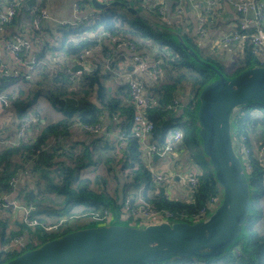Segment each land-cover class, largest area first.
I'll return each instance as SVG.
<instances>
[{"label":"trees","instance_id":"obj_1","mask_svg":"<svg viewBox=\"0 0 264 264\" xmlns=\"http://www.w3.org/2000/svg\"><path fill=\"white\" fill-rule=\"evenodd\" d=\"M120 1L136 8L138 13H130L125 7L117 5L92 11L85 24L77 28L43 23L41 34L51 36L54 41L39 44L41 48L37 56L41 63L37 66L38 70L32 72L31 78L24 75L17 77L0 75V94L3 92L11 98L10 107L15 115L14 122L6 128L8 137H15L22 116L33 117L34 126L37 129L41 128V131L34 135L29 131L30 136L14 145H0V195L13 192L17 198L23 200V203H33L35 209L30 217L37 222L30 226L11 208L0 206V238L3 241L21 235L29 238L25 250L0 252V264L70 231L94 225L96 222L105 224L104 221L95 220L94 216L104 213L119 215L125 206L137 204L140 190L144 201L160 209L170 210L175 219L184 218V221L189 222L190 217L208 206L212 196H220L222 193L213 168L206 160L207 156L198 134L197 119L200 91L217 78V73L197 62L178 42L175 32H179L202 59L215 65L227 77H233L252 66H264L261 61V54L264 59V51L257 52L247 41L241 46L238 57L234 59L237 60L234 62L236 69L228 73L214 55L200 53L201 43L199 41L198 43L196 38L194 40L181 26L182 15L173 12V15L163 18L156 10L151 11L149 7H144L143 0ZM80 5L83 9L92 6L90 0H81ZM41 6L44 7L45 2ZM32 9L23 7L20 11H24L26 17L30 19L33 17ZM155 13L157 14L155 20L147 15L155 16ZM16 17L11 24L3 25H12L17 21ZM100 31L108 32L121 40L133 41L141 50L155 49L159 56L164 57L162 76L151 84L144 80L146 91L151 97V105L146 115L155 126L151 136L153 144L160 148L164 147L171 130L179 128L183 131L181 140L188 149L187 154L195 155L191 159H195L193 162L196 165L199 183L196 186H189L183 197H173L167 192L160 194L152 180L149 166L143 160L138 135L132 132L130 127L128 143L122 151H119L104 134L97 136L89 134L90 138L86 144L64 143V137L76 124L100 123L104 124L107 131L119 120L130 119L134 114L128 84L123 79L121 82L117 81V74H114V79L104 67L106 58L111 59L109 53L114 54L112 50L115 44L105 36L99 41L96 33ZM36 36L38 37V32ZM88 50L91 52L87 63L92 67L82 75L69 78L60 72L46 73L47 53L57 57L63 56L67 61L77 60ZM231 55H235L234 52ZM22 58L26 60V56ZM112 62L113 58L111 64ZM19 83L22 85L17 91L12 88ZM9 88L12 89L8 90ZM28 88L30 93L24 97ZM13 93H16L17 97L12 98ZM64 96L76 97L78 104L67 102L63 99ZM42 99L59 113L57 117L49 118L43 114L44 108L40 102ZM260 108H264V102L249 103L234 116L232 124L235 135L247 134L250 138L247 144L252 150L249 157L251 168H246L251 186L250 216L242 234L227 251L218 257L203 259L204 262H194L196 264H264V234L255 229L253 223L251 224L253 218L258 219L264 215V204L261 203L264 198V164L259 163L256 154V149L264 142V137L257 140L264 131V126L259 129L264 123V111L260 115L252 113L253 110ZM59 135L62 136V141L53 142L48 147L52 139ZM102 154L107 157L105 161L109 165V174L117 181L116 188L112 192L109 191L110 193L107 192L110 181L106 176H102L101 182L98 179L100 174H97L96 179H91L88 175L83 176L84 170L97 169V158ZM14 176H22L16 186L12 182ZM96 188L102 192H98ZM31 190L34 191V199H31ZM12 216L16 218L18 229L12 230L7 236V227ZM52 217L55 219L51 220ZM80 220L84 222L80 223ZM51 221L53 223L49 224ZM49 226L53 228L49 229ZM192 259L195 258L172 257L148 264H187Z\"/></svg>","mask_w":264,"mask_h":264},{"label":"water","instance_id":"obj_2","mask_svg":"<svg viewBox=\"0 0 264 264\" xmlns=\"http://www.w3.org/2000/svg\"><path fill=\"white\" fill-rule=\"evenodd\" d=\"M90 2L95 10L121 5L131 13H138L120 0ZM27 4L32 7L34 0H28ZM175 34L197 62L217 73V78L200 91L197 119L203 151L222 190L220 204L206 219L195 222L83 227L46 241L4 264H148L172 257L210 259L223 254L240 237L251 212V186L234 146L232 118L238 108L250 102H264V66L249 67L229 78L202 59L181 34ZM73 69H83V65L75 64ZM63 99L78 104L76 97ZM159 156L157 153L155 158ZM163 189L161 186V193ZM30 195L34 199L33 190Z\"/></svg>","mask_w":264,"mask_h":264},{"label":"built area","instance_id":"obj_3","mask_svg":"<svg viewBox=\"0 0 264 264\" xmlns=\"http://www.w3.org/2000/svg\"><path fill=\"white\" fill-rule=\"evenodd\" d=\"M109 1V0H101ZM146 0H143L145 2ZM150 1V0H147ZM240 14V19L237 22L238 26L236 30L229 31L218 37L214 42V47H220L221 45H228L232 43L244 44L247 41L250 42L257 52L264 51V1L263 0H231ZM27 0H10L6 5L5 9L0 10V25L11 23L16 17L18 11L23 7L33 8L31 13L33 15L30 30L28 31V37H22L16 40L6 41L5 48L14 56V58L25 65L24 68H17L14 71L7 68H3L0 60V75L5 77H17L18 75H24L26 78H31L32 72L37 68L41 60L38 59L37 55H31L28 60H24L22 56H27L31 50L34 41L40 39L42 36L41 29L43 23L50 20L51 16L48 9L44 6L42 7L43 0H34L32 7L28 6ZM184 0H177V14L181 15L184 13L185 4ZM148 3V2H147ZM147 6V4H145ZM213 3L209 9H211ZM150 9L156 10L157 13L165 18L168 16V8L166 0H152L150 1ZM81 8L80 3L75 4V9L79 10ZM250 12H254L255 17L249 16ZM78 15L76 20L72 23L61 22L63 26L72 25V27L77 28L85 24L86 19L89 15ZM198 35L203 39L210 30L207 25V18L204 15H198ZM38 32V37L36 36ZM35 35V37H34ZM98 40L100 41L105 36L108 40L117 43L115 50L119 47H125L128 49V53L117 52L116 62H120L118 70L121 71L120 76L128 84L130 91V99L132 105L134 106V114L130 119L123 120L122 123L116 126L114 132L109 136L113 145L117 147L119 151H122L128 143L129 137V127L132 132H136L140 142V148L144 152L145 156L150 160L157 153H166L171 145L181 140L183 137V131L179 128H174L171 130L167 144L160 148L151 142L152 132L155 128L154 123L149 120L146 115L148 107L151 105V97L144 86L143 75H151L154 79L162 76L164 72L165 59L160 54L157 53L155 49L153 50H141L136 44L131 41L123 40L120 42L116 36L108 32H100L97 34ZM37 37V38H36ZM81 40V39H80ZM91 51H86L81 54L76 60L75 64H82L83 69L74 70L72 66L56 68L47 67L46 73H64L69 78H74L80 76L84 71L90 69V65L87 63L88 56ZM27 67V69H26ZM132 68V69H130ZM12 98L17 97L16 93H13ZM11 98L3 93L0 94V105L10 106ZM177 103V101H176ZM241 108V107H240ZM239 109V108H238ZM35 119L29 116H22L18 122V128L15 137H3L0 133V143L3 145H14L23 138H26L29 134L30 128L33 126ZM83 129L91 136H97L102 134V125L100 123L95 124H82ZM234 146L239 154L245 168H251V163L249 157L252 153L251 147L247 144L250 140L247 134L235 135L233 133ZM261 140V139H260ZM122 153V152H121ZM256 154L260 164H264V142L260 148L256 149ZM148 159V160H149ZM149 160L147 163L149 170L151 172L152 180L155 184L161 185L163 182H171L176 178L179 181L189 184L190 186H196L199 183L198 172L193 169L184 170L174 173H167L164 171H158L157 168ZM21 176H14L12 182L16 186ZM220 196H212L208 206L201 209L197 214L190 217L193 222L206 219L220 204ZM0 206L5 208H11L13 211H21L23 220L30 226L37 224L35 220H32L30 215L35 209L33 203H23L22 199L17 198L14 193H6L0 195ZM127 209H122L119 215H113L112 213H104L103 215H95L94 219L97 221H104L105 224L120 223V221L129 222L128 225L135 226L137 222L140 221L143 224H138L139 226H146L149 224H157L166 221H173V213L167 209H160L156 205L148 203L143 200L140 196L137 199L136 205H127ZM29 238L25 235L15 237L9 241H3L0 238V252H15L25 250Z\"/></svg>","mask_w":264,"mask_h":264},{"label":"crops","instance_id":"obj_4","mask_svg":"<svg viewBox=\"0 0 264 264\" xmlns=\"http://www.w3.org/2000/svg\"><path fill=\"white\" fill-rule=\"evenodd\" d=\"M9 1L10 0H0V10L5 9ZM150 1L146 0L145 2H143L144 7H146L145 4H147V6H150ZM184 1H185L184 2L185 10H184V13L181 14L182 15V18H181L182 26L185 30L187 29L188 32H191L193 36L197 39V42L199 41L203 47L212 46V44H214V42L218 39L220 35L227 33L229 31L236 30L238 26L237 22L240 19V14L236 10L231 0H184ZM43 2H45V7L48 9V12L51 16L50 20L47 21V23L51 25H55V26H63L61 22L72 23L76 20L78 15H88L89 13H92V11L95 10L93 6H89V7L86 6L85 9L81 7L79 10H76L75 4L80 3L81 0H57L56 4L50 5V6H49L50 0H43ZM166 3H167V8H168V15H173V12H176L177 14V11H176L177 10V0H166ZM211 3H213V5L211 9H209L211 6ZM198 15L206 16L208 29L210 30L209 34H207L203 39H201L198 35V22H197ZM249 16L254 18L255 17L254 12H250ZM32 18L33 17L29 19L28 17H26V13L24 11H19L16 17L17 21L14 22L12 25H8V26L0 25V60H1V64H3V68H7L12 71H14L17 68H24L23 65L25 64L21 65L22 63L17 61L14 58V56L5 48V42L16 40L22 37H28V31L30 30ZM21 22H24V23L21 24ZM68 25L72 26L70 24ZM263 27H264V21H263ZM100 32L96 33V35L99 34ZM116 38L120 42H123V40H121L120 38L118 37ZM53 41L54 39L51 36L42 35L40 39L34 41V44L31 50L29 51V54L26 56V60H28L31 55H37V53L39 52L41 48L39 44L41 43L46 44L48 42L53 43ZM111 42L114 43L115 45L117 44L113 41ZM241 46H243V44L232 43L228 45H221L220 47H217V48L214 47L213 50L220 51V53L227 55L228 52H231L232 54L233 52L237 51L238 48H240ZM117 52L128 53L129 51L127 48L121 46L118 48V50L117 49L115 50L114 52L115 56L113 53H109L111 54V60L113 58V71L115 72V74L120 76L119 72L121 71L118 70V67L120 66V62L119 61L116 62L115 60ZM64 59L65 58L63 56L57 57L55 55H52L51 53H47L46 54V66L56 68L57 66L65 67L68 64V66L73 67L74 65H72V63L76 62V60H73V59L67 60V61L66 59L65 60ZM63 60L64 62H66L64 65H63L64 63ZM37 70L38 69L35 68L34 73ZM142 77L145 81L149 82L150 84L156 82V79H154L149 74L143 75ZM40 102L42 104V107L44 108V111H45L44 114L46 116L50 118V117H57L59 115V113H56L54 108L45 99L40 100ZM14 120H15V115H14L13 109L10 106L6 107V106L0 105V133L8 137L6 128L10 126V124H12ZM42 120L44 121L45 119L42 118ZM122 120L123 119L119 120V122H117V124L113 128L107 131L105 130L104 124H101L102 131H103L102 134L108 136V139H109V136L114 132V130L116 129V126L122 123ZM34 125H35V122L29 130L31 132V135H34V133H39L41 131L40 127L37 129L36 126ZM263 126H264V123L259 126L260 127L259 129H262ZM89 136L90 135L83 129L81 124H76L71 127L69 134L66 135V137H64V143L67 145H70L72 143H76V145H78L77 143L86 144V142L90 138ZM262 137H264V131L262 133V136L260 134V139ZM53 142L54 141L46 145L49 147L51 146ZM186 149L187 148L185 145H183L182 140H178L171 145V147L166 153L160 154V156L156 158L154 156L153 158H151V160L148 157H146L143 152V160L146 163H148L150 160L152 164L157 168L158 171H164L167 173L177 174L178 172H181L184 170H189V169L195 170L196 165L191 158H188L187 156L188 154L187 152H185ZM181 155H183L182 157L184 159H181L180 160L181 163L177 164V167H175L174 164H176L175 162L178 161V158ZM90 170L95 172V170H92V169ZM172 182H175V183L171 184ZM167 183L171 185L166 186L165 182H163L161 185L156 184L157 190L160 192V194H163L164 192L171 194V190L175 188L176 186L182 189L184 192H187L188 187L190 186L189 184H185L179 181L176 177L173 181L167 182ZM161 186L164 187L163 193H161L162 191L160 190ZM139 194H141V190L139 191ZM261 203L264 204V198L261 200ZM13 212H15L16 214H19V216H22L21 211H13ZM15 222H16V218L13 217L8 223L7 236H8V233H10L12 230L18 229V225ZM252 223L255 229H257L260 233L264 234V215L259 220L253 218V220L251 221V224Z\"/></svg>","mask_w":264,"mask_h":264},{"label":"rangeland","instance_id":"obj_5","mask_svg":"<svg viewBox=\"0 0 264 264\" xmlns=\"http://www.w3.org/2000/svg\"><path fill=\"white\" fill-rule=\"evenodd\" d=\"M56 2H57V0H50V4H49V6L50 5H54V4H56ZM125 9H127V8H125ZM21 10V9H20ZM19 10V11H20ZM83 10V9H82ZM121 10V9H120ZM128 10V9H127ZM18 11V12H19ZM121 11H123V10H121ZM129 11V10H128ZM141 11L142 12H144V13H146V11L145 10H143V9H141ZM130 12V11H129ZM131 13V12H130ZM18 14V13H17ZM148 16H150L153 20H155V19H157V14L155 13V16H153V15H149V14H147ZM17 16V15H16ZM32 21V20H31ZM24 22H21V24H23ZM182 26V25H181ZM182 28H183V26H182ZM184 29V28H183ZM185 30V29H184ZM187 30V29H186ZM185 30V31H186ZM188 31V30H187ZM177 32V31H176ZM179 33V32H178ZM192 37H193V39L195 38L194 36H193V34L191 33V32H188ZM180 34V33H179ZM182 36V35H181ZM183 37V36H182ZM195 40V39H194ZM128 41H130V40H128ZM131 42H133V41H131ZM201 48L199 49V51H200V53H202L203 55H208V54H211V55H214V58L215 59H217L219 62H221L222 63V65H224L225 66V69H226V71L228 72V73H231V72H233L235 69H236V65L234 64V62L235 61H237V60H234V59H236V57H238V54L240 53L239 51H240V49H242L241 47L240 48H238V50L237 51H235L234 52V54L235 55H231V52H228V54L227 55H225V54H222V53H220V51H213V48H214V46H213V44H212V46H207V47H202V46H200ZM221 49V48H220ZM219 49V50H220ZM231 55V56H230ZM233 58V60H231ZM111 59H109V58H106V60L104 61V67H105V69H106V71H108V72H110V74L113 76V78L115 79V73H114V71H113V62H112V64H111ZM261 61L264 63V59H263V55L261 54ZM90 67H92V65H90ZM113 73V74H112ZM115 74V75H114ZM232 74H229V76H231ZM116 76H118V75H116ZM236 76V75H235ZM234 77V76H233ZM229 78H231V77H229ZM117 81H119V82H121V81H123L122 80V77L121 76H118L117 77ZM109 84H111V85H113V83L112 82H109ZM22 85V83H19V84H17V85H15L14 87H12V88H15V90L17 91L18 90V88H19V86H21ZM12 88H9L8 90H11ZM7 90V91H8ZM3 93V92H2ZM29 88H28V90H26V92H25V94H24V97H27L28 95H29ZM32 94V93H31ZM30 94V95H31ZM17 95V94H16ZM250 103H254V102H250ZM247 106V105H246ZM243 107H245V105L243 106ZM243 107H241V108H243ZM241 108H239V109H237V110H235V112H234V114H233V118H232V124H233V119H234V116H236L242 109ZM262 111H264V108H260V110H253V112L252 113H255L256 115H260V114H262ZM43 112V114H44V112L45 111H42ZM62 136L61 135H59V136H57L56 138H54L53 139V141L54 142H60V141H62ZM257 140H260V136H258V138H257ZM185 152H188V149H186L185 150ZM184 152V153H185ZM184 155V154H183ZM183 155H181L179 158H178V161H176L175 163L176 164H174L175 165V167H177V164H179V163H181V159H184L182 156ZM188 157H190V158H194L195 157V155H193L192 153L190 154V155H187ZM106 155L104 154V155H102V156H99V158H97V164H98V166H97V169L95 170V172H93V171H91L90 169H87V170H84L83 171V173H84V175L83 176H85V175H88L91 179H96V176H97V174H100V176L98 175V179H99V181L101 182L102 181V176H106L107 178H108V180L110 181V184L108 185V191L107 192H112L115 188H116V186H117V181H116V179H114L110 174H109V172H108V167H109V165H108V163L105 161L106 160ZM206 160L207 161H209V159H208V157H206ZM193 161H195V159L193 160ZM175 182H172L171 184H174ZM171 184H168V183H166V186H170ZM102 188H103V186H102ZM97 189V188H96ZM97 191L98 192H102L101 191V189H97ZM109 192V193H110ZM184 191L182 190V189H180L179 187H175V188H173L172 190H171V194H172V196L173 197H183L185 194H186V192H184ZM152 195V194H151ZM150 195V196H151ZM140 196H141V194H140ZM153 196V195H152ZM142 197H143V195H142ZM128 208V206H125V208L124 209H127ZM262 217H260V218H258V220L259 219H261ZM55 218H51V220H54ZM173 221H181V220H184V218H179V219H175V218H173L172 219ZM188 220H190V219H188ZM80 223H83L84 222V220H80L79 221ZM135 222H137V224L135 225V226H139L138 224H143L142 222H140V221H135ZM190 222H193L192 220H190ZM49 224H52L53 222L51 221V222H48ZM129 222H124V223H122V224H128ZM48 224V225H49ZM74 223H72V225H73ZM95 225H102L101 223H98V222H96V223H94V225H91V226H95ZM88 227V226H87ZM49 229H52L53 227H48ZM205 260H203V259H198V258H195V259H192V261H188L187 262V264H196V263H200V262H204ZM194 262H196V263H194ZM178 264H181V263H178ZM202 264V263H201ZM203 264H205V263H203Z\"/></svg>","mask_w":264,"mask_h":264},{"label":"clouds","instance_id":"obj_6","mask_svg":"<svg viewBox=\"0 0 264 264\" xmlns=\"http://www.w3.org/2000/svg\"><path fill=\"white\" fill-rule=\"evenodd\" d=\"M3 94V93H2Z\"/></svg>","mask_w":264,"mask_h":264}]
</instances>
